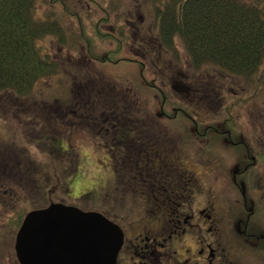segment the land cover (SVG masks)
<instances>
[{"label":"flooded vegetation","instance_id":"flooded-vegetation-1","mask_svg":"<svg viewBox=\"0 0 264 264\" xmlns=\"http://www.w3.org/2000/svg\"><path fill=\"white\" fill-rule=\"evenodd\" d=\"M141 66L140 125L113 124L104 109L88 124L107 150L108 201L95 211L123 233L117 264H264V127L244 114L255 87L237 83L233 92L234 77L174 72L152 78L160 109L148 113ZM167 88L176 94L166 98Z\"/></svg>","mask_w":264,"mask_h":264},{"label":"trees","instance_id":"trees-1","mask_svg":"<svg viewBox=\"0 0 264 264\" xmlns=\"http://www.w3.org/2000/svg\"><path fill=\"white\" fill-rule=\"evenodd\" d=\"M41 1L0 0V95L9 97L14 103L16 101H21V104L23 101L34 103L31 96L36 86L63 70L61 61L45 52L39 44L49 36H56L58 45L61 47L67 44L60 20L49 16L38 18L37 8ZM56 1L53 0V3ZM153 1L154 6L162 5L163 7L156 16V33L145 32L140 28V34L129 40L124 26L114 28L109 34H102L98 28L95 30L97 38L110 39L116 44L115 48L101 60L97 59L92 41L84 33L81 40L88 47L86 49L89 52L86 54L89 58L95 62L100 61L101 65L125 63L127 60L121 59V55L125 52L127 44L132 41L133 47L141 52L140 56H143L152 66L156 73L154 77H165L162 73L164 70L168 75L174 73L175 68L170 66V61H162L159 64L162 57L173 58L174 66L178 69L182 68L181 63L185 59L188 64L191 63V67L198 70H214L230 77L249 80V82L251 80L255 87L253 93L258 96L264 84V0H170L168 4L166 0ZM62 5H64L63 2ZM98 7L101 9L100 6ZM68 10L69 7L66 6L65 12L68 13ZM106 22L109 23L108 20H105ZM179 43H182L185 48L184 59L179 53ZM79 64L75 63L78 72H80ZM84 72L86 76L91 74L89 69H85ZM115 90V85L112 83L105 84L102 81L94 86L90 84L86 90L85 103L81 104L78 94L72 90L73 95L74 93L76 95L71 101L72 107H67L65 110L69 115L66 119L68 123L66 122L65 125L59 114L63 112L62 105L57 103L52 105L50 102L43 101L40 107L43 114L39 113L36 116L37 121L38 119L41 121L35 130H44L43 137L46 134L50 135V142L45 143L49 145L48 148L50 147V153L48 152L50 156L62 158L61 146L64 147L62 139L56 143L55 136L50 132V128L56 125L58 120L53 112L60 117V125L63 124L68 128L75 127L73 125L75 120L79 123L82 108L87 113L84 115V123L87 126L94 121L92 113L101 112L102 109L108 110L109 113L114 111L113 124L130 126L132 120L133 124L140 125L137 123L141 118L139 94L134 91L136 94L134 97V93L129 95L123 91L118 94ZM153 92L156 93V91ZM88 96L92 98H87ZM33 105L28 103L26 110H32ZM16 108L23 107L17 105ZM129 111L132 112L129 113ZM256 128L258 130V127ZM258 136L261 137V134L259 133ZM43 137L33 139V143L37 145ZM6 142L0 143V213L11 205H17L19 196H23L22 201L30 199L25 194L24 184H20L30 178L24 177L28 174L24 168L28 163L22 159L23 156L17 145H13L10 141ZM70 148L71 145L67 149L64 147V151L69 152ZM69 164L72 170L78 167L77 155L71 158ZM60 167L62 164H59L58 168ZM36 173H40L39 169H36ZM37 189L40 194V185H37ZM9 193H12V196ZM15 194L17 198H13ZM22 220L21 214L15 218L17 229Z\"/></svg>","mask_w":264,"mask_h":264},{"label":"rangeland","instance_id":"rangeland-1","mask_svg":"<svg viewBox=\"0 0 264 264\" xmlns=\"http://www.w3.org/2000/svg\"><path fill=\"white\" fill-rule=\"evenodd\" d=\"M61 1L64 5H62L60 0L55 3H53V0H42L38 3L37 16L38 18H46L48 16L57 18L63 25L67 38L65 47L58 45L56 36H49L39 43L45 52L47 51L52 57L57 58L59 62L61 61L63 70L36 86L31 96V100L35 101L34 103L28 101L22 102L25 105L21 104V101L14 103L9 97L6 98L0 95V143L10 141L13 142V145L18 146L23 156L22 159L28 163V165L24 166L28 171L27 176L24 177H30L20 182L21 185L24 184L25 194L30 199L22 201L19 196L17 205H11L10 207L13 208L9 207L3 213H0V226L4 225L1 228L2 235L0 233V264H18L14 256L15 235L13 232L17 231L15 218L19 214L24 218L25 214L35 209V207L46 203L50 197L51 202L77 205L85 210H101L108 201L107 187H105L109 178V165L108 162L106 164L105 159L107 150L100 148L98 145L101 141L97 139L96 133L93 134L90 131L91 129H85V127L80 126V116L78 118L79 123L75 119V122L74 120L72 121L75 127L68 128V126H64L66 122L68 123L66 119L69 116L65 110L67 107H72L73 103L71 101L76 95L75 93L73 95L72 90L78 93L80 104L85 100L84 95L82 99V94L86 91V86H89L88 83H94L95 78H98L99 81H104L105 84L112 83L115 85V91L118 94L123 91L126 92L129 85L139 90L141 63L146 65V71L149 69V73H146L145 76L149 79V83H153L151 80L154 78V71L152 67L148 66V61L144 60L143 56H140L141 52L133 47L132 41L127 44L125 52L121 55V59L127 60L126 62L124 61L125 63L121 65H101L99 64L100 61H97V63L86 54L89 52H87L88 47L82 42L81 36L85 33L86 37L92 41L96 52L95 55L98 56V60H101L110 50L115 48L116 44L110 39L101 40L97 38L96 29L99 28L102 34H109L113 32L112 29L124 26L129 40L135 35L133 32L135 27L133 25L136 27L138 25L143 31H150L154 34L157 31L156 16L163 9L162 5L154 6L153 0ZM165 2L168 4L170 0ZM66 6L69 7L68 13L65 12ZM105 20H108L109 23H105ZM119 20L120 22H118ZM128 22L131 23L133 28L127 24ZM179 53L183 59L186 57L182 43H179ZM162 61L175 63L173 58L168 56L162 57ZM185 62L184 59L183 65H185ZM75 63H80L78 66L80 72L76 69ZM85 69H89L91 74L86 76ZM182 71L186 75L189 73V68L186 65L182 66ZM195 72H199L198 69ZM250 82L240 78L229 83L231 88H233V92L237 88L238 83L242 87L247 88L246 92L249 93V86L254 87L253 82L251 80ZM75 84L78 86H75ZM169 93L176 94L175 91L171 92L170 90ZM143 98L147 100L146 108L148 113L151 111L154 114L157 113L160 109V100L149 89L147 93H144ZM43 101L50 102L52 105L55 103L62 105L61 111L63 112L59 114L63 118L62 123L64 125H60V117L56 112H53L58 120L57 124L50 128V132L55 136L56 143L62 139L66 149L71 145L69 152H65L64 147L61 146L63 151L60 154L63 156L62 158L58 157L60 159L49 154L50 147L48 148L49 145L47 146L45 143L50 142V135L46 134L43 137L44 130H35V127L41 121L39 119L37 121L36 116L41 113L42 109L40 107ZM229 102L227 103L229 104ZM28 103L34 104L32 110H26ZM17 105H21L23 108L17 109ZM216 110L218 109L216 108ZM244 110L246 115L245 123L250 121L261 131L260 127H264V116H262L264 115V84L261 87L258 98L254 100L253 104L245 106ZM252 118H255L256 121H253ZM40 137H43L40 142L37 145L34 144L33 139H39ZM76 155L78 167H74L72 170L69 162ZM100 160L103 161L101 162ZM59 164H62V167L58 168ZM36 169H39V174L36 173ZM42 179L43 181H41ZM37 185H40V194L37 191ZM48 193L50 196H48Z\"/></svg>","mask_w":264,"mask_h":264},{"label":"water","instance_id":"water-1","mask_svg":"<svg viewBox=\"0 0 264 264\" xmlns=\"http://www.w3.org/2000/svg\"><path fill=\"white\" fill-rule=\"evenodd\" d=\"M119 227L97 212L51 203L28 213L17 233L20 264H116Z\"/></svg>","mask_w":264,"mask_h":264}]
</instances>
